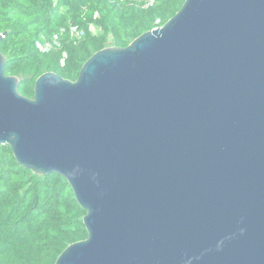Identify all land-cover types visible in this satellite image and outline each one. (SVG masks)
Here are the masks:
<instances>
[{
	"label": "water",
	"instance_id": "water-1",
	"mask_svg": "<svg viewBox=\"0 0 264 264\" xmlns=\"http://www.w3.org/2000/svg\"><path fill=\"white\" fill-rule=\"evenodd\" d=\"M5 61L0 144L86 211L55 264H264V0H185L31 99Z\"/></svg>",
	"mask_w": 264,
	"mask_h": 264
},
{
	"label": "trees",
	"instance_id": "trees-1",
	"mask_svg": "<svg viewBox=\"0 0 264 264\" xmlns=\"http://www.w3.org/2000/svg\"><path fill=\"white\" fill-rule=\"evenodd\" d=\"M184 1L144 7L127 0H0L5 75L19 78V94L30 99L43 73L75 81L96 51L126 47L163 25ZM70 26L82 30L80 39L69 35ZM55 36L54 48L40 49ZM85 214L62 175L35 173L16 161L9 144H0V264H55L68 245L87 238Z\"/></svg>",
	"mask_w": 264,
	"mask_h": 264
},
{
	"label": "built area",
	"instance_id": "built-area-1",
	"mask_svg": "<svg viewBox=\"0 0 264 264\" xmlns=\"http://www.w3.org/2000/svg\"><path fill=\"white\" fill-rule=\"evenodd\" d=\"M122 1H125V0H122ZM127 1H133V2H136V3L143 5L144 7H148L152 4H154L155 2H157L158 0H127ZM89 29L92 32L98 31V28L94 25H90ZM68 31H69V35L73 38H76V39H80L83 35L82 30L78 29L75 26H70ZM62 32H63V30L60 31V33H62ZM57 44H58V41L56 40V36H55L52 39V41L47 40V41L39 44V47L43 51H48V50H51L52 48H54Z\"/></svg>",
	"mask_w": 264,
	"mask_h": 264
}]
</instances>
